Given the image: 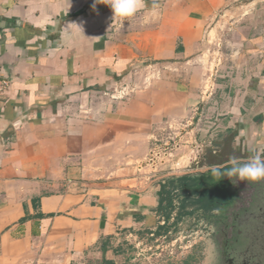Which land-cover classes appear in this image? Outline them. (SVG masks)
I'll return each mask as SVG.
<instances>
[{
	"label": "crops",
	"instance_id": "1",
	"mask_svg": "<svg viewBox=\"0 0 264 264\" xmlns=\"http://www.w3.org/2000/svg\"><path fill=\"white\" fill-rule=\"evenodd\" d=\"M225 1L158 0V18L121 21L96 0H0V264H128L120 236L164 218L165 180L133 163L203 105L264 153V32L207 64ZM191 60L211 69L200 93L168 71L138 77Z\"/></svg>",
	"mask_w": 264,
	"mask_h": 264
},
{
	"label": "rangeland",
	"instance_id": "2",
	"mask_svg": "<svg viewBox=\"0 0 264 264\" xmlns=\"http://www.w3.org/2000/svg\"><path fill=\"white\" fill-rule=\"evenodd\" d=\"M211 22H215L218 28L205 48L207 64L212 68L210 58L219 50L228 52L236 48L235 42L240 33L257 36L264 32V0H226ZM166 71L174 75V81L177 77L180 78L178 82L185 79L199 93L204 88L203 80L211 74L210 67L205 69L198 60H193L172 69L160 66L152 73L151 70L144 71L138 77L144 83L149 77L163 78L162 74ZM202 107L200 118L186 124L184 131L178 130V135L171 132V136L167 134L144 142L142 155L133 163L139 168L147 166L136 172L140 177L150 178L151 182L154 181L153 185H158L165 179L200 174L213 166H223L232 155L241 159L251 155L255 143L245 135L235 139L233 131L226 130L219 121V115H213L210 108L204 113V105ZM189 128L194 132L185 138ZM125 173V177L134 175ZM223 180L230 189L231 197L223 208L213 212L215 216L210 221L203 217L202 210L199 211L200 214L203 212L200 217L194 214L179 219V196L183 195L178 193L173 200L175 208L170 213L171 218L166 221L161 219L160 225L169 227V231L157 234L156 228L149 233L127 232L120 236L119 243H123L126 254L131 257L128 264H214L216 248L234 247L237 239H243L247 246L238 252L239 257L264 264V180L234 182L227 177ZM173 185L169 183L167 189L170 190ZM193 207H188V211Z\"/></svg>",
	"mask_w": 264,
	"mask_h": 264
},
{
	"label": "clouds",
	"instance_id": "3",
	"mask_svg": "<svg viewBox=\"0 0 264 264\" xmlns=\"http://www.w3.org/2000/svg\"><path fill=\"white\" fill-rule=\"evenodd\" d=\"M96 3H103L111 8L114 13V20L131 21L142 11H147L151 19L158 18L160 6L158 0H96ZM95 8V4L93 5ZM72 26L83 32L81 25L71 23ZM252 154L247 159H241L236 155L228 158L223 166H213L211 169L212 176L219 181L225 177L232 181H260L264 180V153L251 150Z\"/></svg>",
	"mask_w": 264,
	"mask_h": 264
},
{
	"label": "flooded vegetation",
	"instance_id": "4",
	"mask_svg": "<svg viewBox=\"0 0 264 264\" xmlns=\"http://www.w3.org/2000/svg\"><path fill=\"white\" fill-rule=\"evenodd\" d=\"M210 172L211 170H208L204 173H200L196 175L202 176V177L203 175L205 176V178H202V180L200 181L202 183L200 189L201 191L205 189H210V191L214 190V192L212 193V197L209 199L207 204L202 202V203H197V204L190 206V207L194 206L193 209L189 211L190 213L186 214L185 211H182L180 215L181 218L183 216H189V215H194V214H198V217H200V215H202L204 212L203 217H205L206 219H208V221H210V219L214 218L215 216L213 212H218L217 211L218 208H223L226 204V201L231 197L230 189L228 185H225L224 180L223 179L219 181L211 180ZM184 175H193V174L191 173V174H184ZM169 183H171V180L165 179L163 184L168 185ZM175 183L177 185V182ZM177 186L172 190V192L177 193L181 189L179 186L178 187ZM182 195L183 196H179V200L183 198L185 194H182ZM193 196L196 198H200L201 194L199 193ZM201 210L203 212L200 214L199 211ZM178 215L179 213H177V216ZM233 245L234 247L227 246L225 248L223 247H218V249L216 248V253H215L216 261L214 264H263L261 261H256V260L249 261L247 258L239 257L240 255L238 254V252H240L243 249V247L246 246L243 239H237ZM236 254H238V256Z\"/></svg>",
	"mask_w": 264,
	"mask_h": 264
},
{
	"label": "trees",
	"instance_id": "5",
	"mask_svg": "<svg viewBox=\"0 0 264 264\" xmlns=\"http://www.w3.org/2000/svg\"><path fill=\"white\" fill-rule=\"evenodd\" d=\"M202 178H205V176H198L196 174L193 175H182V176H178V177H173L171 179V185H173V188H175L177 185L181 188L177 193L172 192L173 188H171L170 190L167 189V184H163L162 185V190H161V194H160V204H159V209L161 214L163 215V217L166 220H169L171 218V211L175 208L174 205V197L176 196V194L178 193H182L185 194L183 198H181V212H179L178 218L180 219V215L182 213V211H185V213H190L188 211V207L197 204V203H208L209 199L212 197V193L214 192V190L210 191V189H205L203 191H201V185L202 183L200 182L202 180ZM210 179L211 180H215L212 176V172H210ZM177 182V185L176 183ZM177 186V187H178ZM190 191V192H188ZM201 194L200 198H196L193 195L195 194ZM169 231V227L165 226V225H159L157 228L156 233L157 234H163L165 232ZM123 244V243H122ZM100 248L101 250L105 253L108 249V242L105 241H101L100 244ZM102 264H114L113 261L107 259V258H103L102 260Z\"/></svg>",
	"mask_w": 264,
	"mask_h": 264
},
{
	"label": "built area",
	"instance_id": "6",
	"mask_svg": "<svg viewBox=\"0 0 264 264\" xmlns=\"http://www.w3.org/2000/svg\"><path fill=\"white\" fill-rule=\"evenodd\" d=\"M10 86V79L3 75L0 68V98L5 95L7 88Z\"/></svg>",
	"mask_w": 264,
	"mask_h": 264
}]
</instances>
